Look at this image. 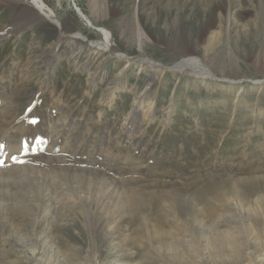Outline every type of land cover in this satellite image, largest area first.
<instances>
[{
    "label": "rangeland",
    "instance_id": "1",
    "mask_svg": "<svg viewBox=\"0 0 264 264\" xmlns=\"http://www.w3.org/2000/svg\"><path fill=\"white\" fill-rule=\"evenodd\" d=\"M94 1L44 0L132 61L0 0V264H264V0Z\"/></svg>",
    "mask_w": 264,
    "mask_h": 264
},
{
    "label": "bare ground",
    "instance_id": "2",
    "mask_svg": "<svg viewBox=\"0 0 264 264\" xmlns=\"http://www.w3.org/2000/svg\"><path fill=\"white\" fill-rule=\"evenodd\" d=\"M16 1H18V2H24V0H16ZM110 1V0H109ZM105 3H107V5L105 4ZM104 3V0H96V1H94V3L92 4V6L94 5V9H96V11H98L100 14H101V16L102 17H106V15L107 14H111V13H116V9L115 10H111L110 8H112L111 7V5L110 4H108V1H106ZM231 3V2H230ZM90 4V3H89ZM238 4V3H237ZM31 5H32V7H31V9H32V11H34L38 16H41L43 19H45L46 21H48V22H54L55 23V25L59 28V31L60 32H57V34H61V35H63V37L64 38H66V39H71L72 41L70 42L71 44L69 45L70 47H71V49H72V56H71V58H75L76 59V57L78 58L82 53H83V51L86 49V48H90L91 49V51H93L94 53H102V54H104V53H109V55H111V57L112 56H118V58L120 57V58H127L128 60H130V61H132L134 58L132 57V59H130V57H128V56H126L124 53H122V52H120V51H117V49L115 48V45L114 44H112V40H111V36H110V33L105 29V28H103V27H96L95 26V24H94V22L91 20V19H88L87 17H86V15L82 12V10L77 6V8H79L80 9V11H81V14L86 18V20H87V23H88V25H90L92 28H95L97 31H99V32H101V34L103 35V39L101 40V41H97V40H92V39H89L88 37H85L82 33H79V32H72V31H68V30H66V25H65V23L63 24V23H61L58 19H57V17H56V15H55V12L54 11H52V9L50 8V7H48L47 5H46V3L44 2V0H32V2H31ZM261 6V5H260ZM116 8V7H115ZM95 11V12H96ZM101 18V17H100ZM117 18V17H116ZM45 21V22H46ZM140 21H141V19H140V17H136V22H137V30H136V34H137V36H138V45H139V48L141 49L142 48V39H143V37L145 36L146 37V34H145V32L142 30V27H141V24H140ZM65 22V21H64ZM136 24V23H135ZM68 26H70V25H68ZM150 31V30H149ZM56 34V35H57ZM149 35H151V33H149ZM203 35H204V33H203ZM218 33L217 34H215V35H213L212 37H211V39H209V44H210V46H212L214 43H216V41L217 40H219V38H218ZM152 36V35H151ZM61 37V36H60ZM148 38V37H147ZM198 39V38H197ZM187 51V50H186ZM190 51V50H189ZM187 52L188 54H190L191 52ZM142 53V52H141ZM137 59H139V60H141V61H144V63H146L147 65H150V66H152V67H154V68H156V70H164L165 68H164V65H163V67L161 66V65H159V64H156L155 62H153V61H151V60H149L148 58H143V57H141V56H138L137 57ZM126 67V66H125ZM186 67H190V68H193L195 71L193 72L195 75H199V76H201V77H203V78H206V77H208V76H210V71H208L207 69H205L204 68V66L202 67L201 65H200V62H199V60H197L196 58H191V59H188V60H186V61H182V62H180V63H176V64H174V65H172V66H168L167 67V69L168 70H172V69H174L175 70V72H182V73H187V69H186ZM170 68V69H169ZM192 71V70H191ZM192 73V74H193ZM142 95V94H141ZM141 101H142V98L140 99L139 97L137 98V100H136V105L138 106V107H140L142 104H141ZM4 114V113H3ZM2 143H4V145H5V147H8V145H7V143L5 142V141H3ZM14 148L15 147H13V148H9L8 147V152H9V154H10V156L12 157V156H14L15 154H16V150H14ZM13 154V155H12ZM39 158V157H38ZM12 159V158H11ZM87 162V161H86ZM3 163V162H2ZM0 165H1V160H0ZM1 168V167H0ZM1 175V174H0ZM5 175V174H4ZM14 175V174H13ZM11 176H12V174H11ZM34 176V175H33ZM62 177V176H61ZM13 178V177H12ZM92 178V177H91ZM16 180V179H15ZM45 180V179H44ZM92 180V179H91ZM45 181H48V180H45ZM43 182V181H42ZM48 183V182H47ZM18 184V183H17ZM41 184V183H40ZM43 184V183H42ZM67 184H68V182H67ZM2 185V184H1ZM45 185V184H44ZM34 186V185H33ZM62 186V185H61ZM36 187V186H35ZM34 187V188H35ZM38 187V186H37ZM25 188V187H24ZM44 188V187H43ZM30 189H32V188H30ZM38 189V188H37ZM59 189V188H58ZM35 190V189H34ZM46 190H48V189H46ZM57 190V189H56ZM11 191V190H10ZM28 191V190H27ZM60 191V190H59ZM45 192V191H44ZM2 193V192H1ZM37 193V192H36ZM42 193H43V190H42ZM59 193H61V192H59ZM44 194V193H43ZM40 195V194H39ZM44 195H46V194H44ZM60 195V194H59ZM65 195V194H64ZM47 196V195H46ZM68 196V195H67ZM44 197V196H43ZM60 197V196H59ZM3 198V197H2ZM28 198V197H27ZM42 198V197H41ZM41 198H40V200H41ZM63 198H64V196H63ZM37 200L39 199V198H36ZM48 199V198H47ZM60 199H62V198H60ZM94 200V199H93ZM4 202V201H3ZM34 202V201H33ZM32 204V203H31ZM35 204H36V200H35ZM38 204V203H37ZM43 204V203H42ZM24 205H26V204H24ZM0 206H2V205H0ZM13 206V205H12ZM28 206V205H27ZM39 206V205H38ZM38 206L37 207H35L34 206V208H36L37 210L39 209L38 208ZM3 207H4V205H3ZM33 207V206H32ZM40 207V206H39ZM42 207L43 206H41V208H40V210H42ZM0 209H2V208H0ZM18 209V208H17ZM39 210V211H40ZM44 212H45V210H43ZM3 212H5L4 210H3ZM43 212V213H44ZM0 213L2 214V215H4L1 211H0ZM24 213V212H23ZM33 213V212H32ZM7 214V213H6ZM5 214V215H6ZM35 214V213H34ZM2 215H0V216H2ZM4 217V216H3ZM9 217H11V216H9ZM4 219V218H3ZM5 220V219H4ZM9 219H8V217H7V221H8ZM10 221V220H9ZM12 221V220H11ZM6 223V222H5ZM8 225V224H7ZM7 225H5V226H7ZM3 226H4V224H3ZM14 226H16V225H14ZM13 226V227H14ZM10 227V226H9ZM12 227V226H11ZM7 230V229H6ZM9 232V231H8ZM10 237V236H9ZM39 250V249H38ZM29 251V250H28ZM36 252V251H35ZM33 253V252H32ZM35 260V259H34Z\"/></svg>",
    "mask_w": 264,
    "mask_h": 264
},
{
    "label": "water",
    "instance_id": "3",
    "mask_svg": "<svg viewBox=\"0 0 264 264\" xmlns=\"http://www.w3.org/2000/svg\"><path fill=\"white\" fill-rule=\"evenodd\" d=\"M52 23H54V22H52ZM55 24V23H54ZM130 59H131V57H130ZM162 67H163V64H160ZM165 68V67H164ZM166 69V68H165ZM174 70V69H173ZM135 109H136V107L134 108V110L132 111V115H133V112H135Z\"/></svg>",
    "mask_w": 264,
    "mask_h": 264
}]
</instances>
